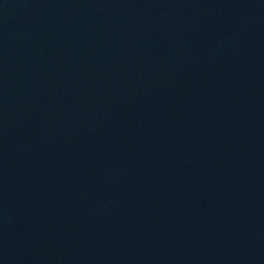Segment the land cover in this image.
<instances>
[{
	"label": "water",
	"instance_id": "obj_1",
	"mask_svg": "<svg viewBox=\"0 0 264 264\" xmlns=\"http://www.w3.org/2000/svg\"><path fill=\"white\" fill-rule=\"evenodd\" d=\"M0 264H264V0H0Z\"/></svg>",
	"mask_w": 264,
	"mask_h": 264
}]
</instances>
